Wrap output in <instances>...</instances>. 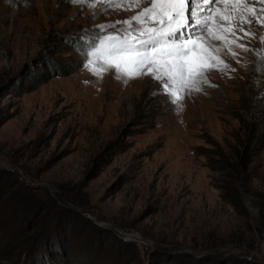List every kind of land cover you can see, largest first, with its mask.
I'll return each instance as SVG.
<instances>
[{
  "label": "rangeland",
  "instance_id": "obj_1",
  "mask_svg": "<svg viewBox=\"0 0 264 264\" xmlns=\"http://www.w3.org/2000/svg\"><path fill=\"white\" fill-rule=\"evenodd\" d=\"M105 3L0 0V264H264V26L213 5L194 40L219 67L174 102L86 58L151 0Z\"/></svg>",
  "mask_w": 264,
  "mask_h": 264
},
{
  "label": "snow or ice",
  "instance_id": "obj_2",
  "mask_svg": "<svg viewBox=\"0 0 264 264\" xmlns=\"http://www.w3.org/2000/svg\"><path fill=\"white\" fill-rule=\"evenodd\" d=\"M73 2L88 4L90 0H73ZM124 2L125 0H106L104 7H118ZM218 4L219 0H208L207 4H201V0H180L179 3H173L172 0H151L150 7L142 9L140 14L125 21H118L117 23L122 27L116 34L100 37L99 45L94 40L91 45L92 51L86 53V58H108V67H114L117 78L122 74L129 79L137 78L142 74H152L154 79L164 80V91L172 95L175 102L176 93L171 91L174 84L178 86V90H182L185 85L189 89L201 90L200 85L209 83L206 72L211 68L219 67L211 59L207 67L203 65V56L196 51L194 40V37L208 31L212 7ZM134 6L140 7V4L136 3ZM98 11L99 9L90 16L98 14ZM223 12V16L216 17L215 23L221 25L230 22L233 25L230 30L232 35L243 31L245 23H260L264 26V19L259 18L264 16V7L257 13L255 9L249 8V0H229L224 4ZM149 13L154 15L149 16ZM188 29L191 31H187ZM137 32L140 35L129 39V33ZM250 35H252L250 32L244 33L245 37ZM79 39L83 40V37ZM260 40L264 43V35L260 36ZM236 46L244 47L239 44ZM190 52L193 53L191 60L188 59ZM116 57H128L137 69L146 66L148 73L140 70L133 73L122 68L119 63H112V59ZM157 58L164 62L157 63ZM91 63L92 61L89 60L90 65ZM224 67L227 68L228 65L225 64ZM153 87L159 92L161 86L155 84ZM156 92L153 95H156Z\"/></svg>",
  "mask_w": 264,
  "mask_h": 264
},
{
  "label": "trees",
  "instance_id": "obj_3",
  "mask_svg": "<svg viewBox=\"0 0 264 264\" xmlns=\"http://www.w3.org/2000/svg\"><path fill=\"white\" fill-rule=\"evenodd\" d=\"M66 72L62 69H59L58 72H55L54 75L59 76V75H65ZM246 162L244 161L243 163H238V162H229L227 159L225 160H220V161H215L214 164L212 165L213 169L216 170H225V169H233L234 171L240 172L242 171L243 167H246ZM224 197V196H223Z\"/></svg>",
  "mask_w": 264,
  "mask_h": 264
},
{
  "label": "bare ground",
  "instance_id": "obj_4",
  "mask_svg": "<svg viewBox=\"0 0 264 264\" xmlns=\"http://www.w3.org/2000/svg\"><path fill=\"white\" fill-rule=\"evenodd\" d=\"M203 1H204V3H208V0H203ZM172 2L173 3H179L180 0H172ZM228 2H229V0H228ZM259 2L260 3H262V2L264 3V0H249V6L253 8V7H255V5H257L256 3H259ZM198 42H199V44H198L197 52H199L200 54H202L204 52L203 49L205 48L204 44L206 43V45H207V42L208 41L207 40H204L203 38H200V40ZM189 47H190V45H189ZM204 66L206 67V66H208V64H206L204 62Z\"/></svg>",
  "mask_w": 264,
  "mask_h": 264
}]
</instances>
